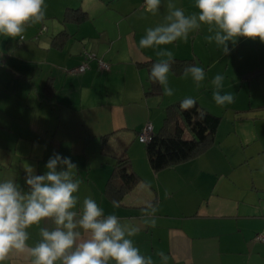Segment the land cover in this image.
Wrapping results in <instances>:
<instances>
[{
  "label": "crops",
  "instance_id": "0c3cea01",
  "mask_svg": "<svg viewBox=\"0 0 264 264\" xmlns=\"http://www.w3.org/2000/svg\"><path fill=\"white\" fill-rule=\"evenodd\" d=\"M144 2L44 0L42 22L27 25L15 39L0 35V182L14 178L27 191L24 163L43 174L49 157L59 153L78 168L74 211L79 214L83 199L91 196L105 215L137 227L130 238L152 264H264V240L255 239L264 229V191L241 135L235 130L218 135L220 114L208 149L159 171L149 165L138 139L146 121L154 130L160 126L172 102L194 97L206 108L218 73L224 76L223 88L237 87V94L246 85L262 84L264 43L241 37L224 55L222 46L206 40L214 32L202 25L186 42L140 49L146 29L164 22L169 2L186 15L196 12L195 0H162L155 14L144 10ZM81 11L85 17L78 19ZM160 48L170 49L174 58L193 59L204 68L205 80L197 87L190 75L171 68L173 95L165 96L162 86L159 94L148 93L145 62L160 60ZM84 51L110 67L98 68L93 58L83 72H68L81 63ZM255 105L249 102L246 114L263 118L264 109ZM236 112L235 118L241 113ZM121 153L141 180L115 203L105 183ZM41 227L56 225L46 220L28 229L30 247L42 241ZM3 264H30V258L14 254Z\"/></svg>",
  "mask_w": 264,
  "mask_h": 264
},
{
  "label": "clouds",
  "instance_id": "9594fccd",
  "mask_svg": "<svg viewBox=\"0 0 264 264\" xmlns=\"http://www.w3.org/2000/svg\"><path fill=\"white\" fill-rule=\"evenodd\" d=\"M162 0H145L144 10L157 13ZM196 12L186 15L174 3L167 4L164 22L146 29L139 41L140 49H151L189 39V34L207 26L206 40L222 46V54H230L229 44L238 38L259 40L264 43V0H195ZM44 0H0V35L15 39L22 36L29 24L44 20ZM160 60L150 69V79L159 83L165 96L173 95L168 74L174 63V53L160 48ZM197 87L205 80L206 72L200 65L190 64L184 69ZM224 76L216 74L212 80V98L217 105L232 104L234 96L222 93ZM187 98L182 109L194 106ZM43 174H35L33 166L24 163V191L14 178L0 182V264L12 255L27 254L30 264H152L134 246L132 237L139 229L125 225L115 214L105 215L104 209L91 197L77 206L80 182L74 179L77 165L70 157L53 152L45 164ZM155 212V208H154ZM51 220L56 227H41L42 241L29 246L32 226ZM159 255L167 261L163 253Z\"/></svg>",
  "mask_w": 264,
  "mask_h": 264
},
{
  "label": "trees",
  "instance_id": "16d2710c",
  "mask_svg": "<svg viewBox=\"0 0 264 264\" xmlns=\"http://www.w3.org/2000/svg\"><path fill=\"white\" fill-rule=\"evenodd\" d=\"M84 17V11L77 14L78 19ZM157 61L149 59L145 62L150 82L148 93L161 92V85L151 80L149 75L152 64ZM190 64H194L193 59L174 58L171 68L180 73ZM45 89L49 93L48 88ZM187 98H192L195 104L185 110L180 105ZM220 120V115L203 107L194 97H185L168 104L160 126L156 130L153 128L150 139L144 142L149 165L154 171H159L198 156L214 143ZM140 180V175L131 168L129 157L121 153L115 157L105 183V192L111 201L118 203L122 195Z\"/></svg>",
  "mask_w": 264,
  "mask_h": 264
},
{
  "label": "rangeland",
  "instance_id": "374dc122",
  "mask_svg": "<svg viewBox=\"0 0 264 264\" xmlns=\"http://www.w3.org/2000/svg\"><path fill=\"white\" fill-rule=\"evenodd\" d=\"M236 89L237 87L232 89L231 87L222 88V93L227 92L233 94L234 102L232 104L220 106L213 100L204 106L211 112L222 116L218 135L226 130H235L238 135H241L244 148L251 154L250 157L256 165L254 171L256 172L255 175L258 179L259 186L264 191V115L261 119H255L253 116L246 114L247 108L249 109V102L256 104L255 109H264V82L262 84H254L252 89H248L247 85L241 90L238 87V91L240 90L238 94ZM236 111L241 112L237 115V118H235ZM246 171L248 170L245 169L244 172Z\"/></svg>",
  "mask_w": 264,
  "mask_h": 264
},
{
  "label": "built area",
  "instance_id": "2783aa9c",
  "mask_svg": "<svg viewBox=\"0 0 264 264\" xmlns=\"http://www.w3.org/2000/svg\"><path fill=\"white\" fill-rule=\"evenodd\" d=\"M93 58H95V55L92 52L84 51L83 52V59H82L81 63L79 65L69 69L68 72H70V73L83 72L88 66V61L90 59H93ZM96 60H97L98 68H100L102 70L109 68L108 62L104 61L101 58H98ZM152 133H153V124L151 121H146L142 125V127L140 128V130L138 132V139L141 142H146L150 139V136ZM255 239L256 240H264V229L255 234Z\"/></svg>",
  "mask_w": 264,
  "mask_h": 264
}]
</instances>
